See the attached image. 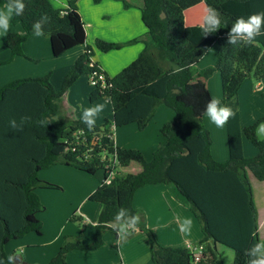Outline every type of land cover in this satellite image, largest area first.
<instances>
[{
  "label": "trees",
  "instance_id": "16d2710c",
  "mask_svg": "<svg viewBox=\"0 0 264 264\" xmlns=\"http://www.w3.org/2000/svg\"><path fill=\"white\" fill-rule=\"evenodd\" d=\"M139 1L146 29L142 37L126 44L95 42L96 49L102 53L135 42L144 44L136 59L114 77L106 76L96 63L76 61L58 92L50 83L49 73L0 86V264H9L4 250L6 241L41 229L36 215L45 207L35 190H59L60 187L41 181L37 174L58 164L89 175L103 173L100 185L88 197L100 210L93 240L84 244L80 234L64 237L58 253L47 264H67L71 251L99 249L106 232L118 240L120 225L131 222L137 215L138 231L149 239L152 264H192L186 247L159 245L142 213L132 205L138 189L156 184H165L174 198L198 219L204 235L199 243L204 248L199 264H223L221 254L213 248L215 244L233 251L232 264H249L246 250L256 243H264L257 233V215L249 182L250 178L264 182V141L256 135V128L264 123V117L241 127L238 102V91L246 78L252 75L259 82L264 79V36L257 37L251 45L226 43L232 23L237 18L247 19L264 12V0ZM23 2V15L11 21L13 26L21 25L23 34L9 33L4 40L10 59L27 58L22 44L34 35L32 26L42 17L48 18L41 20L42 36L49 39L54 58L84 45V24L74 1H69L63 9L55 8L50 0ZM5 3L6 0H0V7ZM199 3L220 13L221 29L207 37L202 35V24L187 26L185 23V11ZM214 44L217 46L214 65L199 71L196 64ZM175 69L181 70L175 72ZM214 72L220 76L221 105L235 113L226 123L229 157L224 163L212 158L210 133L202 123L206 105L212 99L206 81ZM97 74L105 77L108 86L93 89L89 101H108L112 120L101 126L95 124L89 131L82 118L69 119L63 115L61 102L80 77L90 79ZM260 97L264 101V91ZM159 105L170 109L174 117L161 125L159 132L164 141L149 161L138 151L115 146L109 138L112 127L135 124L138 131H143ZM25 117L30 119L22 121ZM11 121H15L16 128L10 125ZM77 131H83L89 143L92 135L95 136L90 152V147L61 144L67 132ZM243 138L257 150L254 157L243 155ZM110 158L116 160L119 168L134 162L141 170L122 174L111 166ZM122 208L125 214L118 221L115 217ZM132 231L133 228H127L125 234ZM111 248L115 249L116 245L111 244ZM11 258V264H27L19 255Z\"/></svg>",
  "mask_w": 264,
  "mask_h": 264
},
{
  "label": "crops",
  "instance_id": "0c3cea01",
  "mask_svg": "<svg viewBox=\"0 0 264 264\" xmlns=\"http://www.w3.org/2000/svg\"><path fill=\"white\" fill-rule=\"evenodd\" d=\"M69 1H74L84 24L86 34L84 45L72 48L62 56L54 58L49 39L44 36L32 35L22 44V51L28 59L39 62H31L25 57L10 59L9 50L4 46L6 36L9 33L23 34L21 25H11L7 35H0V86L14 80L42 77L49 73L50 83L58 92L65 75L76 61L86 64L96 63L106 76L112 78L136 59L144 47L142 42L125 45L119 50L107 53L97 50L95 42L101 40L108 43L126 44L133 39L142 37L146 33V29L141 20L139 0H100L98 2H94V0H50L51 4L59 9L65 8ZM201 4L204 3H199L189 9H195ZM204 7L206 9L205 5ZM187 26L194 25L190 23ZM213 47H215V57L211 65H214L217 53V46L214 44L211 48ZM204 58L195 66L199 71L208 67ZM42 60L47 65L42 66ZM217 74L219 76L218 72L213 73L211 78L206 81V87L212 99L220 100L222 91L221 84L219 87L220 76L218 77ZM244 81L238 91L241 127L251 125L259 118L264 117V103H259L262 100L260 93L264 90L262 88L264 79L257 82L256 85H253L251 81L247 83ZM243 89L245 94L243 99H249L254 105L250 117L246 111L244 113L242 111L244 104L241 103L240 95ZM92 90L93 87L90 85L88 77H80L61 102L63 115L69 119L82 118L83 109L103 104L104 110L96 117V125L101 126L106 121L111 122L110 103L103 99L91 103L89 95ZM163 106L159 105L156 108L152 119L143 131H138L135 124L115 129L112 137L115 146L138 151L145 160L149 161L152 154L164 141L159 132L161 125L174 117L173 112ZM202 123L210 133L212 158L220 163L226 162L229 157L226 125L223 128H217L205 114L202 117ZM258 126L256 135L258 139L264 141V134L258 133ZM149 134L150 138L144 139ZM242 148L245 157H254L257 154V150L245 138L242 141ZM140 170V165L134 162L118 169L122 174H135ZM37 176L41 181L60 187L59 190H35L41 204L45 207L43 212L36 215V218L41 222V229L38 232H30L22 238L8 240L4 244V250L8 257L19 255L27 264H47L58 253L64 237H74L80 234L82 243H90L95 236L94 226L100 210V206L88 201V197L100 185L103 173L89 175L74 167L58 164L39 171ZM249 182L251 185L252 179H249ZM132 205L134 209L142 213L147 228L151 230L156 242L161 246L198 245L204 238L198 219L190 209L174 198L165 184L148 185L138 189L133 195ZM256 215L257 233L260 239H264V212L256 209ZM186 218L191 220V226L187 232H182L180 226ZM88 225L91 226L92 231L85 237L84 231L87 230ZM125 235L123 237L119 233L118 240L114 243L116 248H112L114 250L100 247L94 251H71L66 258L67 264H115L120 261L127 264H152L147 235L138 230ZM104 240L108 243L111 242L109 236H105ZM213 248L221 254V260L225 256L224 249H229L221 244H215Z\"/></svg>",
  "mask_w": 264,
  "mask_h": 264
},
{
  "label": "clouds",
  "instance_id": "9594fccd",
  "mask_svg": "<svg viewBox=\"0 0 264 264\" xmlns=\"http://www.w3.org/2000/svg\"><path fill=\"white\" fill-rule=\"evenodd\" d=\"M25 4L23 0H6V3L0 7V35H7L11 21L14 17L23 15ZM205 16L202 23V35L204 37L214 34L221 29L220 13L215 9L208 7L205 9ZM47 17H42L41 20L47 21ZM41 20L33 24V33L36 36H42L43 30ZM262 25H264V12L250 15L247 19L244 17L237 18L230 30L227 32L226 43L229 45L246 44L251 45L255 42L259 36H264V31H261ZM181 69H175V72ZM104 105L97 104L94 107L83 109L82 122L91 131L96 124V117L103 112ZM205 115L210 122L217 128H223L229 119L235 116V113L230 107L222 106L219 99H211L206 105ZM30 118H22V121L29 120ZM10 125L16 128L15 121H11ZM258 133L264 134V124L258 126ZM125 214V209H121L116 215V220H121ZM139 216H133L131 222L120 225V232L126 231L127 228H133V231L138 230ZM191 220L184 219L181 223V231L187 232L190 229ZM119 236V233H117ZM249 257V264H264V243H256L251 248L246 250L245 253ZM9 264H11L12 258L9 257Z\"/></svg>",
  "mask_w": 264,
  "mask_h": 264
},
{
  "label": "rangeland",
  "instance_id": "374dc122",
  "mask_svg": "<svg viewBox=\"0 0 264 264\" xmlns=\"http://www.w3.org/2000/svg\"><path fill=\"white\" fill-rule=\"evenodd\" d=\"M204 10H205L204 4H201V5L197 6L195 9H188L185 12V23L187 25H190V23H192V25H201L202 22H203L204 15H205ZM44 37H46V36H44ZM204 57H205L204 58L205 59V64L208 66L206 68L212 67L213 65H211V64L213 62V58L215 57V47L211 48L208 52H206V54L204 55ZM27 60H29L31 62H34V63H38L39 62L38 60H34V59H27ZM41 65L44 66V65H47V63H45L42 60L41 61ZM214 73H216V72H214ZM217 76H218V74H217ZM210 78L211 77H209L208 79H210ZM248 81H251L253 85H256V83L259 82V81L255 80L252 75H250L248 78H246V80L244 81V83H247ZM219 82H220V79H219ZM61 87H62V85H61ZM219 87H220V83H219ZM262 88H264V81L262 83ZM243 97L245 98L244 89L242 90L241 95H240V98L242 99V102L241 103L244 104V106L242 107V111H243V113H244V111H246L247 114H249V117H250V113H251V110L254 109V105L251 104V102H250L249 99H245L244 100ZM258 99H259V97H258ZM259 103H264V101L263 100H260ZM163 107L165 108V106H163ZM149 138H150V134L147 136V138H144V139H149ZM246 158H251V157H246ZM97 174L98 175H101L102 172L101 171H98ZM250 188L252 190V200L254 202L255 208L257 209V211L264 212V182H257L256 180L252 179V184L250 185ZM88 224H90V223L88 222ZM90 228H91V226L88 225L87 230L84 231V236L85 237L87 236V233H89V232L92 231ZM121 235L123 237H125L126 236L125 235V231L124 232H121ZM105 236H109L111 238V242L110 243H108V241L104 240V237ZM103 241H104V244L102 245L101 248H105L107 250L108 249H112L111 248V244H114L115 243V240H114L112 234L109 233V232H106L104 234ZM112 250H114V249H112ZM224 251H225V256H224V259L222 260V263L223 264H232L233 263V258H234L233 252L231 250H229V249H227V250L224 249Z\"/></svg>",
  "mask_w": 264,
  "mask_h": 264
},
{
  "label": "built area",
  "instance_id": "2783aa9c",
  "mask_svg": "<svg viewBox=\"0 0 264 264\" xmlns=\"http://www.w3.org/2000/svg\"><path fill=\"white\" fill-rule=\"evenodd\" d=\"M89 83L90 85L93 87V89H95L97 86L100 87L101 89H105L108 84H106L105 81V77L102 74H97L96 76H92L89 79ZM114 128L112 127L111 129V136H109V138L111 140L113 137V133H114ZM95 140V136L92 135V138L90 140V143L92 141ZM62 145L66 146H72L73 148L78 147L79 145L83 146V147H90V143L88 142V136L84 134L83 131H77V132H67L65 134V136L63 137V139L60 141ZM92 150V148H88V152H90ZM74 151V149L72 150ZM109 163H111L112 167H115V170L118 171L119 167L117 166V162L116 160L113 158H110L108 160ZM113 176V173L110 174V178ZM109 181V179L107 180V182ZM191 255V263L192 264H199L202 261L203 258V252H204V248L202 245L198 244V245H188L186 247ZM115 264H127L124 263L123 261H120L118 263Z\"/></svg>",
  "mask_w": 264,
  "mask_h": 264
}]
</instances>
